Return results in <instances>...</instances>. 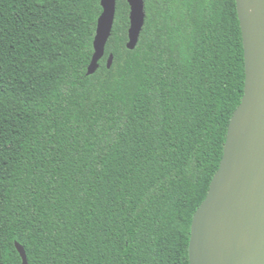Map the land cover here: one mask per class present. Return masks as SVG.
<instances>
[{
  "label": "trees",
  "instance_id": "trees-1",
  "mask_svg": "<svg viewBox=\"0 0 264 264\" xmlns=\"http://www.w3.org/2000/svg\"><path fill=\"white\" fill-rule=\"evenodd\" d=\"M0 0V264H189L193 215L241 102L235 0ZM112 55L111 67H107Z\"/></svg>",
  "mask_w": 264,
  "mask_h": 264
},
{
  "label": "water",
  "instance_id": "water-1",
  "mask_svg": "<svg viewBox=\"0 0 264 264\" xmlns=\"http://www.w3.org/2000/svg\"><path fill=\"white\" fill-rule=\"evenodd\" d=\"M129 6L128 42L134 50L145 21L143 0ZM241 29L245 83L227 130L219 168L195 211L188 244L189 264H264V0H235ZM93 55L87 75L104 57L116 0H100ZM113 56L107 60L110 68ZM22 264L23 247L15 243Z\"/></svg>",
  "mask_w": 264,
  "mask_h": 264
}]
</instances>
